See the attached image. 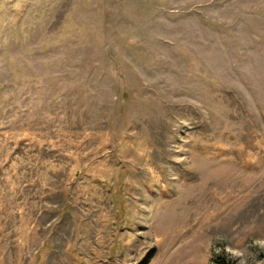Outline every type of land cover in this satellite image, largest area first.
<instances>
[{
  "label": "rangeland",
  "instance_id": "374dc122",
  "mask_svg": "<svg viewBox=\"0 0 264 264\" xmlns=\"http://www.w3.org/2000/svg\"><path fill=\"white\" fill-rule=\"evenodd\" d=\"M264 264V0H0V264Z\"/></svg>",
  "mask_w": 264,
  "mask_h": 264
},
{
  "label": "trees",
  "instance_id": "16d2710c",
  "mask_svg": "<svg viewBox=\"0 0 264 264\" xmlns=\"http://www.w3.org/2000/svg\"><path fill=\"white\" fill-rule=\"evenodd\" d=\"M153 252H150L148 256L140 264H149L150 259L152 258Z\"/></svg>",
  "mask_w": 264,
  "mask_h": 264
}]
</instances>
